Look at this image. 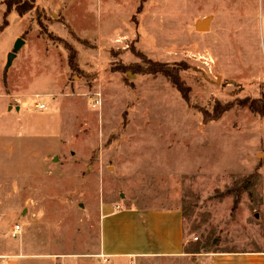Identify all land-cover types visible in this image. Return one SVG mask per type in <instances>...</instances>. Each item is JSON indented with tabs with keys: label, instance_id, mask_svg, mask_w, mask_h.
I'll return each mask as SVG.
<instances>
[{
	"label": "rangeland",
	"instance_id": "rangeland-1",
	"mask_svg": "<svg viewBox=\"0 0 264 264\" xmlns=\"http://www.w3.org/2000/svg\"><path fill=\"white\" fill-rule=\"evenodd\" d=\"M7 20L0 93L60 110L64 132L58 152L25 145L18 185L0 174V251H93L109 200L182 209L190 252L264 251V0H35Z\"/></svg>",
	"mask_w": 264,
	"mask_h": 264
},
{
	"label": "crops",
	"instance_id": "crops-1",
	"mask_svg": "<svg viewBox=\"0 0 264 264\" xmlns=\"http://www.w3.org/2000/svg\"><path fill=\"white\" fill-rule=\"evenodd\" d=\"M0 96L4 99L0 113V174H15L13 180L18 185L24 177L25 145L37 155L42 154L44 142L51 146L43 154L58 152L63 147L62 112L55 107L32 106L24 97L11 102L14 94L0 93ZM97 214L98 241L93 251L55 250L46 241L33 242L31 247L12 242L10 247L3 246L7 251H0V261L4 264H264V251H188L184 214L177 207H121L120 203L109 200L101 201Z\"/></svg>",
	"mask_w": 264,
	"mask_h": 264
},
{
	"label": "trees",
	"instance_id": "trees-1",
	"mask_svg": "<svg viewBox=\"0 0 264 264\" xmlns=\"http://www.w3.org/2000/svg\"><path fill=\"white\" fill-rule=\"evenodd\" d=\"M6 11L4 14L3 23L0 26V29H4L8 24L7 16L8 14L15 9L20 15H24L26 12L32 10L35 7V0H6ZM75 54L71 52L70 62L74 64ZM148 66L144 69V72L147 73H162L168 77L172 84L181 92L182 97L187 101L189 100L190 87L187 86L180 76L173 71L168 66L163 65L160 62L148 61Z\"/></svg>",
	"mask_w": 264,
	"mask_h": 264
},
{
	"label": "built area",
	"instance_id": "built-area-1",
	"mask_svg": "<svg viewBox=\"0 0 264 264\" xmlns=\"http://www.w3.org/2000/svg\"><path fill=\"white\" fill-rule=\"evenodd\" d=\"M97 102L99 103L98 100H96V103L94 104L95 106L97 105ZM36 106L40 109H46L47 108V104L46 103H41V102H37L36 103ZM22 231V227H21V224L19 223H16L14 226H13V233L15 235L19 234L20 232Z\"/></svg>",
	"mask_w": 264,
	"mask_h": 264
},
{
	"label": "water",
	"instance_id": "water-1",
	"mask_svg": "<svg viewBox=\"0 0 264 264\" xmlns=\"http://www.w3.org/2000/svg\"><path fill=\"white\" fill-rule=\"evenodd\" d=\"M208 24H209V21L208 20H204V21H202V22H200L198 24V28L201 29V30H204V29L206 30L207 27H208ZM21 43H22V40H18L17 44H21ZM13 57H14V54L11 53L9 55V60H11Z\"/></svg>",
	"mask_w": 264,
	"mask_h": 264
}]
</instances>
